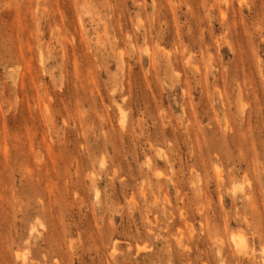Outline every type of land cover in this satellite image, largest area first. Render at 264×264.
<instances>
[{"label": "rangeland", "instance_id": "obj_1", "mask_svg": "<svg viewBox=\"0 0 264 264\" xmlns=\"http://www.w3.org/2000/svg\"><path fill=\"white\" fill-rule=\"evenodd\" d=\"M0 264H264V0H0Z\"/></svg>", "mask_w": 264, "mask_h": 264}, {"label": "bare ground", "instance_id": "obj_2", "mask_svg": "<svg viewBox=\"0 0 264 264\" xmlns=\"http://www.w3.org/2000/svg\"><path fill=\"white\" fill-rule=\"evenodd\" d=\"M159 176L161 177V175H159ZM232 237H233V236H232ZM239 237H240V236H239ZM235 239H236V238H235ZM233 241H234V240H233ZM233 241H232V242H233ZM240 242H241V241H240ZM234 244H235V243H234ZM236 245H238V248H239L240 243H239V244H235V246H236ZM240 246H241V245H240ZM235 248H236V247H235ZM240 248H241V247H240Z\"/></svg>", "mask_w": 264, "mask_h": 264}]
</instances>
